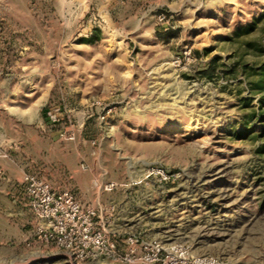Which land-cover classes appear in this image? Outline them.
I'll return each mask as SVG.
<instances>
[{"label": "rangeland", "instance_id": "rangeland-1", "mask_svg": "<svg viewBox=\"0 0 264 264\" xmlns=\"http://www.w3.org/2000/svg\"><path fill=\"white\" fill-rule=\"evenodd\" d=\"M25 178L94 213L73 261ZM264 264V0H0V264Z\"/></svg>", "mask_w": 264, "mask_h": 264}, {"label": "built area", "instance_id": "built-area-1", "mask_svg": "<svg viewBox=\"0 0 264 264\" xmlns=\"http://www.w3.org/2000/svg\"><path fill=\"white\" fill-rule=\"evenodd\" d=\"M25 179L22 195L27 207L41 222L43 228L40 233L45 235L46 241L62 248L76 262L95 259L97 254L104 252L106 246L102 235L94 233L91 226L93 212L81 207L67 192H54L34 178ZM127 243L132 245L128 262L157 264L160 244L151 241L143 246L144 252L136 254V240L130 237ZM165 251L169 257H165L162 264H221L207 257L194 259L190 255L189 246L184 244L172 246Z\"/></svg>", "mask_w": 264, "mask_h": 264}]
</instances>
